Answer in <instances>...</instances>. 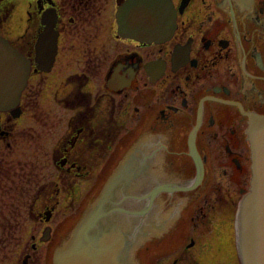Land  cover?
<instances>
[{"label":"flooded vegetation","instance_id":"af4514ba","mask_svg":"<svg viewBox=\"0 0 264 264\" xmlns=\"http://www.w3.org/2000/svg\"><path fill=\"white\" fill-rule=\"evenodd\" d=\"M16 1L23 29L8 36V14L0 36L29 73L15 109H0V250L11 254L0 264H53L119 169L146 171L129 191L146 200L126 206L148 207L146 228L168 225L134 251L138 264H241L235 223L251 179L246 132L252 115H264V0H170L173 32L151 42L118 35L126 0H0V9ZM106 4L114 12L101 40ZM43 17L55 35L49 66L39 60L49 39L38 45ZM20 234L9 248L8 236Z\"/></svg>","mask_w":264,"mask_h":264},{"label":"water","instance_id":"95a60500","mask_svg":"<svg viewBox=\"0 0 264 264\" xmlns=\"http://www.w3.org/2000/svg\"><path fill=\"white\" fill-rule=\"evenodd\" d=\"M115 17L118 35L139 42L165 40L175 25V11L170 0H126ZM42 23L45 30L38 45L44 37L49 39L48 46L41 47L39 60L49 66L53 59L55 35L52 24L45 23L44 17ZM28 73V62L0 37L1 110L15 109ZM246 133L251 179L236 214V248L241 264H264V115H252ZM145 178L146 171H114L67 239L56 247L53 264H138L134 251L146 242V237L160 233L156 227H150L151 234L147 232L146 223L141 220L148 212L146 205L135 209L126 206L129 198L146 200V195L129 193L133 187L141 188ZM119 193L125 194L124 201H119ZM154 195L153 191L151 196Z\"/></svg>","mask_w":264,"mask_h":264},{"label":"rangeland","instance_id":"374dc122","mask_svg":"<svg viewBox=\"0 0 264 264\" xmlns=\"http://www.w3.org/2000/svg\"><path fill=\"white\" fill-rule=\"evenodd\" d=\"M14 1V0H13ZM20 1H16V7L13 9V7L10 9L9 15L7 21L8 22H4V28L7 29V32H9L10 37H12V35L14 36H18L20 34V30L23 29L24 26V19H23V7H22V3L19 4ZM114 12L113 6L106 4L103 11H102V15L97 17V24L99 23V27L100 30H98L97 32H99V35L101 36V40H104V38L108 35L107 33H110V28L112 25V14ZM3 18V16H2ZM10 22V23H9ZM84 29H86V34H87V30L90 29V27H85ZM101 43V42H99ZM50 141L49 138H45L44 139V145L46 143H48ZM49 147V146H47ZM95 172H89L88 178L87 180H85L83 183L85 185L84 189L89 187V184L92 183L93 181V176ZM89 179V180H88ZM1 235V234H0ZM24 236V234H20V235H14V236H8V240L11 241V246L9 248H12V244H16L17 240L19 241L20 239H22ZM1 238H3V236L1 235ZM7 240V241H8ZM0 255L8 258L11 254L10 252L8 253V251L0 250ZM10 254V255H9ZM8 257H6V256Z\"/></svg>","mask_w":264,"mask_h":264},{"label":"bare ground","instance_id":"6f19581e","mask_svg":"<svg viewBox=\"0 0 264 264\" xmlns=\"http://www.w3.org/2000/svg\"><path fill=\"white\" fill-rule=\"evenodd\" d=\"M154 200V198H152V201ZM160 229H158V232H163V231H165L166 229H167V227H168V225L166 224V222H164V223H161L160 225ZM148 229V233L150 234V229L149 228H147Z\"/></svg>","mask_w":264,"mask_h":264},{"label":"trees","instance_id":"16d2710c","mask_svg":"<svg viewBox=\"0 0 264 264\" xmlns=\"http://www.w3.org/2000/svg\"><path fill=\"white\" fill-rule=\"evenodd\" d=\"M1 7V6H0ZM2 11H6V7L3 5V7L0 9V12L2 13L1 14V18L2 19V16H3V19L5 18V16L7 17V15L9 14L8 12L4 13Z\"/></svg>","mask_w":264,"mask_h":264}]
</instances>
